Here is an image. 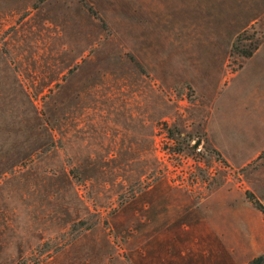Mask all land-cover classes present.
Returning a JSON list of instances; mask_svg holds the SVG:
<instances>
[{
    "label": "rangeland",
    "instance_id": "rangeland-1",
    "mask_svg": "<svg viewBox=\"0 0 264 264\" xmlns=\"http://www.w3.org/2000/svg\"><path fill=\"white\" fill-rule=\"evenodd\" d=\"M85 2L104 27L79 0H0V264H111L264 202V158L231 171L205 102L156 86Z\"/></svg>",
    "mask_w": 264,
    "mask_h": 264
},
{
    "label": "crops",
    "instance_id": "crops-1",
    "mask_svg": "<svg viewBox=\"0 0 264 264\" xmlns=\"http://www.w3.org/2000/svg\"><path fill=\"white\" fill-rule=\"evenodd\" d=\"M85 1L110 18L156 86L184 81L205 102V140L231 171L257 157L264 148V38L239 69L227 75L226 65L238 32L253 23L264 30V0ZM252 261L264 264V217L241 199L221 216L111 264Z\"/></svg>",
    "mask_w": 264,
    "mask_h": 264
},
{
    "label": "trees",
    "instance_id": "trees-1",
    "mask_svg": "<svg viewBox=\"0 0 264 264\" xmlns=\"http://www.w3.org/2000/svg\"><path fill=\"white\" fill-rule=\"evenodd\" d=\"M81 5L85 8V10L93 16V18L97 19L101 26H105L104 22L98 15L97 11L90 5L87 4L84 0H79ZM264 38V30L255 26V24H250L249 26L242 29L238 32L230 46L229 50V61L227 63V75L233 73L237 69H239L243 63V61L251 56V54L257 49L258 45ZM129 59L134 61L133 57L129 55ZM140 72L145 73L144 69L136 63ZM216 156L220 158V155L217 151L212 149ZM264 158V148L257 155L255 160ZM224 163V161H222ZM244 196L251 205L257 209L262 216L264 217V205L249 191H244Z\"/></svg>",
    "mask_w": 264,
    "mask_h": 264
}]
</instances>
